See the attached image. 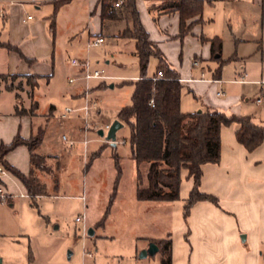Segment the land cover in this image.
I'll return each mask as SVG.
<instances>
[{
    "label": "rangeland",
    "instance_id": "374dc122",
    "mask_svg": "<svg viewBox=\"0 0 264 264\" xmlns=\"http://www.w3.org/2000/svg\"><path fill=\"white\" fill-rule=\"evenodd\" d=\"M70 3L60 7L55 15L59 26L54 75L40 81L35 77H5L9 83L13 81L23 105L30 108L37 101L35 111L47 119L44 142L37 152L48 155L49 164L55 163L57 155L61 162L56 177L39 175L47 186V195L37 199L38 206L30 205L31 198L26 200V205H30L28 210L35 217V222L28 224L32 230L31 264H135L140 254H136L133 246L134 229L138 228L139 234L164 237L169 226L167 222L150 221L152 228L143 229L147 221L141 216H132L131 204L138 200L130 125L124 122L115 142L106 139V125L119 119L122 107L132 104L133 81L141 75L135 40L115 37L106 31L105 43L89 48V41L97 37L88 31L89 25L94 24L89 2L72 0ZM48 5L54 13V3ZM201 27L205 36L222 39L220 59L202 64L210 66L206 68V77L212 78V72L223 60L222 83L218 89L225 95L221 97L240 95L241 104L249 112H256L262 104L256 102L262 95L259 82L264 80V7L260 0L206 1ZM192 49L191 46L184 49V68L194 57L188 54ZM3 51L6 50L0 49L5 54ZM73 58L88 61L90 69L103 71L105 78L85 80L82 69L71 64ZM156 68L157 59L153 57L148 76ZM198 70L194 69L195 75L200 73ZM244 73L248 81L237 82ZM28 79L32 84L37 83L35 88L27 84ZM1 87L0 114H7L14 107L16 94L7 90L6 85ZM93 102L97 106H92ZM182 102L183 110L187 107L195 111L200 106V99L187 86L183 89ZM88 104L91 107L86 109ZM66 107L73 112L62 118ZM225 112L232 113L230 109ZM100 129L105 131L104 137L99 135ZM41 135L39 129L34 137ZM64 135L75 142L74 148L63 139ZM17 217L26 222L30 220L21 209ZM156 261L149 257L145 263L157 264Z\"/></svg>",
    "mask_w": 264,
    "mask_h": 264
},
{
    "label": "crops",
    "instance_id": "0c3cea01",
    "mask_svg": "<svg viewBox=\"0 0 264 264\" xmlns=\"http://www.w3.org/2000/svg\"><path fill=\"white\" fill-rule=\"evenodd\" d=\"M70 1L63 4L60 9L70 6L72 4ZM88 2L91 21L92 23L94 21L93 25H89L88 31L90 35L104 37L99 1ZM50 3L53 2L40 5L17 2L7 6V16L0 17V49L6 50L3 51L5 54L0 53V66L2 62L0 75L18 74L22 77L33 75L38 76L39 81L47 80L54 75L59 22L58 18H55V27L52 26L53 12L52 7L48 5ZM161 3L162 0H138L137 6L142 23L151 39L159 44L173 68L180 73L185 86L200 99V106L195 111L202 110L205 106L225 111L230 109L237 115H249L255 122L264 126V102L263 105H258L256 112H249L248 108L241 104L240 95L221 97L225 92L222 93L218 89L222 79L214 78L216 69L212 72V78L206 77V68L210 69V66L203 67L202 64L220 59L222 49L213 53L210 42L201 39L205 36L201 27L203 20L184 38H178L180 14L151 10L153 6H159ZM260 3L264 7V0H260ZM53 8L55 11V5ZM156 14L157 22L154 20ZM28 15H32L33 18L28 19ZM5 45L18 48L28 60L21 58L17 51ZM190 46L193 49L189 50L188 54L194 57L192 60L189 59L184 68V49ZM195 60H199L200 63L195 65ZM194 69H199L200 73L195 75ZM244 74L239 80L246 79L247 74ZM2 85H8V82L3 81ZM6 89L17 94L16 90ZM219 92L222 94L219 95ZM261 94H264V83H261ZM17 103L18 99L15 97L12 110L7 114H0V144L11 142L18 134L28 139L36 130L40 129L43 134L46 133L45 115L37 110L31 115L17 114ZM181 106L183 107V102ZM184 111L190 110L186 107ZM75 126L73 123L74 131ZM239 127L237 123L222 127L220 162L203 165L201 191L217 196L218 205L211 201H199L191 207L188 217L185 218L184 208L194 185L187 170L182 171L180 199L152 201L137 198L138 201L132 202V216H141L147 221L143 229L152 228L149 227L150 221L169 223L164 237L139 234L138 228L134 229L133 246L136 254H140L135 264H149L145 263L149 257L155 258L157 264H160L159 252L154 255L148 254L144 258L141 257V253L149 250L151 239H163L169 235L172 238V264H264V143L255 150L248 151L237 140L236 131ZM43 142L44 140L39 147H42ZM74 147L75 145L71 148ZM40 154L48 158L43 152ZM55 157V163L52 164L56 165L58 162L61 164L60 156ZM7 161L27 175L32 170L30 150L26 145L11 151L7 155ZM35 174L39 177L40 174L47 173L36 170ZM2 181L0 188L7 193L10 201L0 199L1 264H31L32 230L31 224H28L30 221L35 222V217L28 210L32 202L26 205V200L30 199V196L24 184L10 171ZM19 209L30 218L28 222L19 220L17 217Z\"/></svg>",
    "mask_w": 264,
    "mask_h": 264
},
{
    "label": "trees",
    "instance_id": "16d2710c",
    "mask_svg": "<svg viewBox=\"0 0 264 264\" xmlns=\"http://www.w3.org/2000/svg\"><path fill=\"white\" fill-rule=\"evenodd\" d=\"M69 1L53 2L55 5V11L51 17L53 27H55L56 12ZM118 1L99 0V4L102 34L111 31L115 37L135 40V54L141 75L133 81L135 90L132 104L122 107L118 118L131 127L132 158L137 166V198L152 201L180 199L182 171L187 170L188 176L194 181L184 208V216L187 218L191 207L199 201L205 200L219 204L217 196L201 191V180L203 165L220 162L222 127L233 123L239 124L240 127L236 131L238 142L248 151H253L264 143V126L255 122L249 115L229 114L209 106L203 107L201 112L184 111L181 103L185 84L181 80L180 73L173 68L159 44L151 39L143 25L137 6L138 0H123L122 5L116 7ZM206 1L162 0L159 6H153L151 10L164 13L179 12L180 31L177 37L184 38L193 26L202 22ZM154 20L158 21V14L154 16ZM201 39L210 42L213 53L222 49V39L218 36L214 38L202 36ZM5 46L17 51L21 58L28 60L18 48L11 45ZM153 57L157 59L156 72L148 76V68ZM223 64L224 61L221 60L214 71L215 79H221ZM159 71L164 73V77L155 79ZM20 76L18 74L0 75V91L2 82H8L5 77L19 78ZM24 77L38 79V76L33 75ZM27 84L32 88L37 85V83L32 84L29 79ZM6 88L16 90L13 81L8 82ZM16 97L18 99L17 114L35 113L37 103L26 108L18 92ZM42 140L43 132L40 137L32 135L28 139L18 134L11 142L0 144V166L10 171L24 184L33 206H38L39 196L47 194L46 184L36 176L35 171L40 170L56 177L55 174L60 164L56 163V169H54V164H49L47 157L37 152ZM21 145L28 146L30 150L32 170L28 175L7 161V155ZM116 159L118 163V155ZM0 184H3L2 179H0ZM150 242L155 243L159 248L160 264H172L171 236L151 239Z\"/></svg>",
    "mask_w": 264,
    "mask_h": 264
},
{
    "label": "built area",
    "instance_id": "2783aa9c",
    "mask_svg": "<svg viewBox=\"0 0 264 264\" xmlns=\"http://www.w3.org/2000/svg\"><path fill=\"white\" fill-rule=\"evenodd\" d=\"M54 1H57V0H0V17L1 18H5L7 16V6L11 5V4H14V3H17V2H20V3L30 2V3L36 4V5H40V4H43V3L54 2ZM122 3H123V0H119L116 3V7H120L122 5ZM27 18L28 19H32L33 16L32 15H28ZM104 43H105V38L102 35H98L97 37H95L94 39L89 41L88 46L89 47L100 46V45H102ZM199 63H200L199 60H195L194 61L195 65H198ZM71 64L74 65V66L80 67L82 69V71L84 73V75L82 77L85 80L105 78V76L103 75V71H100V70H97V69L96 70H91L90 69V64H89L88 61H80L77 58H73L71 60ZM163 77H164V73L162 71H159L158 75L155 77V79L163 78ZM181 80L183 81L182 78H181ZM70 81L73 82L74 79H71ZM238 81L246 82L247 80L243 78V79L238 80ZM260 83H264V80H261ZM218 94L220 95L222 93L219 92ZM257 102L258 103L264 102V94L257 98ZM92 106H97V103L93 102ZM90 107H91V105L88 104L86 106V109H89ZM72 112H73L72 108L66 107L65 110L62 112L61 116H62V118H67ZM109 128H110V125L107 124L106 125V129L109 130ZM63 139L68 142V145L70 147H73L75 145V142L73 140H69L66 135L63 136ZM7 174H8V170L5 169L3 166H0V179H3ZM0 199L2 201H5V202H7L8 199H9V196L3 190V188H0Z\"/></svg>",
    "mask_w": 264,
    "mask_h": 264
},
{
    "label": "water",
    "instance_id": "95a60500",
    "mask_svg": "<svg viewBox=\"0 0 264 264\" xmlns=\"http://www.w3.org/2000/svg\"><path fill=\"white\" fill-rule=\"evenodd\" d=\"M111 87H114V84H111ZM201 111H202L201 109L198 110V112H201ZM123 126H124V123H123L121 120H119V119L115 120V121L110 125V128H109V130H108V133H107V135H106V139H107L108 141L115 142V140H116V133H117V131H118L119 129H121ZM98 133H99V135L102 136V137L105 136V131H104L103 129H100V130L98 131ZM158 250H159L158 246H157L155 243L152 242L151 245H150L149 250H148V251H143V252L141 253V257H143V258H144V257H147L148 254H150V255H154V254H156V253L158 252ZM0 264H1V259H0Z\"/></svg>",
    "mask_w": 264,
    "mask_h": 264
}]
</instances>
